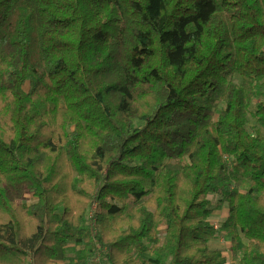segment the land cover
<instances>
[{"label":"trees","instance_id":"16d2710c","mask_svg":"<svg viewBox=\"0 0 264 264\" xmlns=\"http://www.w3.org/2000/svg\"><path fill=\"white\" fill-rule=\"evenodd\" d=\"M95 203L109 264H264V0H0V264H91Z\"/></svg>","mask_w":264,"mask_h":264},{"label":"rangeland","instance_id":"374dc122","mask_svg":"<svg viewBox=\"0 0 264 264\" xmlns=\"http://www.w3.org/2000/svg\"><path fill=\"white\" fill-rule=\"evenodd\" d=\"M29 90V88L27 87V91ZM255 123L252 121L251 125L253 126ZM213 202H214V214L215 216H221L224 215L226 213V211L223 213V210L228 208L227 204H221L220 203V198L219 197H216V196H212L210 197ZM35 201V198L33 196L32 193H28L27 196H26V203L28 204H31ZM226 246H229V247H226ZM211 247L212 248H218V249H221L222 252L224 253L225 256H227L228 258V261L230 262V264H237V261L235 260V257L231 254V248H230V245L228 244H225L224 240H221V238H218L216 240H214L212 243H211ZM74 252V256H75V253L76 251L74 250H70V256L71 254Z\"/></svg>","mask_w":264,"mask_h":264},{"label":"built area","instance_id":"2783aa9c","mask_svg":"<svg viewBox=\"0 0 264 264\" xmlns=\"http://www.w3.org/2000/svg\"><path fill=\"white\" fill-rule=\"evenodd\" d=\"M98 208V204L95 203L92 207V212L90 213V225H91V231H92V236L94 237V242L96 244V249H95V255L94 258L91 261V264H109L106 256L108 254V250L103 248L97 239V222L95 220V212ZM215 229H219L218 224H212Z\"/></svg>","mask_w":264,"mask_h":264},{"label":"crops","instance_id":"0c3cea01","mask_svg":"<svg viewBox=\"0 0 264 264\" xmlns=\"http://www.w3.org/2000/svg\"><path fill=\"white\" fill-rule=\"evenodd\" d=\"M226 211V213L224 215L221 214V216H215V214L212 216V218L210 219V222L211 224H218L220 226L221 222L223 220H225L227 217H228V214H229V209L226 208L223 210V213ZM218 238H221V240H224L225 244H228L230 245V248L232 247V242L230 239L226 238L224 235H220ZM217 238V239H218ZM226 247H229V246H226ZM76 248H74L73 246H70L68 248V253H70V250H74ZM224 254V253H223ZM70 255V254H69ZM73 254H71L72 256ZM225 256V255H224ZM227 258V256H226ZM235 260L237 261V264H238V259L235 258ZM227 264H230V262L228 261V258H227Z\"/></svg>","mask_w":264,"mask_h":264}]
</instances>
